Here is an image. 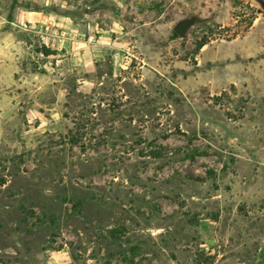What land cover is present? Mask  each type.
<instances>
[{
  "label": "rangeland",
  "instance_id": "1",
  "mask_svg": "<svg viewBox=\"0 0 264 264\" xmlns=\"http://www.w3.org/2000/svg\"><path fill=\"white\" fill-rule=\"evenodd\" d=\"M0 264H264V0H0Z\"/></svg>",
  "mask_w": 264,
  "mask_h": 264
},
{
  "label": "water",
  "instance_id": "2",
  "mask_svg": "<svg viewBox=\"0 0 264 264\" xmlns=\"http://www.w3.org/2000/svg\"><path fill=\"white\" fill-rule=\"evenodd\" d=\"M195 21L193 19H187L184 21H181L177 24V26L174 29V33L179 39H184L189 34V31L193 28L195 25Z\"/></svg>",
  "mask_w": 264,
  "mask_h": 264
},
{
  "label": "trees",
  "instance_id": "3",
  "mask_svg": "<svg viewBox=\"0 0 264 264\" xmlns=\"http://www.w3.org/2000/svg\"><path fill=\"white\" fill-rule=\"evenodd\" d=\"M193 20H194L195 22H197L196 19H193ZM201 48H202V47H201Z\"/></svg>",
  "mask_w": 264,
  "mask_h": 264
}]
</instances>
